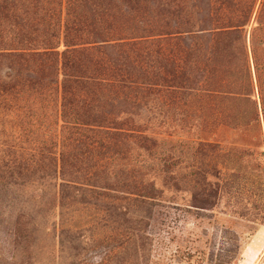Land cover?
Here are the masks:
<instances>
[{
    "label": "trees",
    "instance_id": "trees-1",
    "mask_svg": "<svg viewBox=\"0 0 264 264\" xmlns=\"http://www.w3.org/2000/svg\"><path fill=\"white\" fill-rule=\"evenodd\" d=\"M256 178L264 0H0V264H34L43 210L69 264H164L172 210L264 223Z\"/></svg>",
    "mask_w": 264,
    "mask_h": 264
},
{
    "label": "rangeland",
    "instance_id": "rangeland-1",
    "mask_svg": "<svg viewBox=\"0 0 264 264\" xmlns=\"http://www.w3.org/2000/svg\"><path fill=\"white\" fill-rule=\"evenodd\" d=\"M238 183L239 180L235 179L236 187ZM254 183V190L247 197L264 205V180L256 178ZM239 184L241 186L242 182L240 181ZM237 191L239 190L235 188L236 193ZM37 201H40L39 197ZM45 201L44 208L47 209L51 201L50 194ZM43 211L37 218L40 227L32 248L34 256L32 262L34 264H69L71 260L69 250L65 248L63 252L59 251V227L57 230L53 227L55 219V222H58L57 217L55 218L53 210ZM83 212H66L64 220L67 222L65 223H70L71 218ZM86 214L87 212L83 213L84 216ZM168 214V218L166 215V217L164 215L160 217L153 229L157 236L153 254L164 257V264H202L195 258L189 262L182 259L181 254L176 252L179 245H182V248L190 246L205 249L206 257L212 261V264H228L232 257L235 260L233 264H264V223L235 216L231 208L226 206L225 201L219 207L208 211L207 216L202 217V220L184 216L186 214L175 210ZM91 233L92 231H87L83 234L88 239ZM95 243L91 241L87 244L93 248L89 255L100 251L95 248L97 247ZM94 258L97 259V257Z\"/></svg>",
    "mask_w": 264,
    "mask_h": 264
}]
</instances>
